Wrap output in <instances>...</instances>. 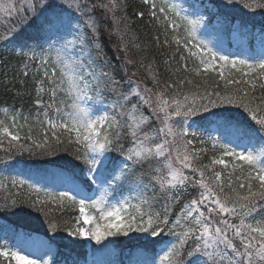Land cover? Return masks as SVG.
Listing matches in <instances>:
<instances>
[{
  "label": "snow or ice",
  "instance_id": "obj_1",
  "mask_svg": "<svg viewBox=\"0 0 264 264\" xmlns=\"http://www.w3.org/2000/svg\"><path fill=\"white\" fill-rule=\"evenodd\" d=\"M142 2L160 30L156 46L162 35L164 47L175 46L171 59L180 53L175 70L164 61L168 70L213 72L218 80L162 83L154 62L133 59L125 39L127 0H0V42L23 58L25 77L34 67L36 108L30 115L0 107V149L63 150L84 166L83 188L71 177L64 178L71 187L56 193L19 175L6 178L8 184L27 185L22 202L52 217L53 233L55 213L72 206L79 216L75 226H65L70 236L104 248L110 237H147L158 247L141 264H264V28L228 27L219 14L213 23L195 0L187 7L176 0ZM235 3L223 0L221 7ZM242 7L255 13L264 0H244ZM225 28L236 52L223 50ZM102 30L120 61V79L106 58ZM137 64L146 67L151 87L129 71ZM185 84L195 90L184 91ZM221 108L226 116L213 111ZM184 196L189 199L173 216ZM30 242L21 235L15 245L0 244V264H41L25 247Z\"/></svg>",
  "mask_w": 264,
  "mask_h": 264
},
{
  "label": "trees",
  "instance_id": "obj_2",
  "mask_svg": "<svg viewBox=\"0 0 264 264\" xmlns=\"http://www.w3.org/2000/svg\"><path fill=\"white\" fill-rule=\"evenodd\" d=\"M202 5L212 6L213 11L206 8L205 15H212V19L216 20V14H219L221 20H227V26L245 25L250 32L259 33L264 28V10H257L255 13L242 7L244 0H236L230 8H222L223 0H195ZM127 15L131 21L128 29V34L125 39L129 42V49L133 59L140 60L143 58L145 66L153 63L159 68V78L162 83L176 81L187 77L194 81V84H202L207 80L209 84L218 80L216 73L209 72L207 75L203 73L201 76H195L192 72L183 70L173 74L168 70V65H165V60H170L171 68L175 70L181 64L180 53L172 56L175 53V46L164 47L162 44L163 36L161 35V46H156V41L153 39L160 30L156 27L155 22L149 23L147 7L142 0H127ZM143 11V18L136 13ZM120 13H118L119 15ZM15 23V21H13ZM2 31V29H0ZM222 33H229L225 28ZM102 41L105 45V52L108 59L111 61V68L116 74L117 79H120L124 74L121 71L120 61L117 59V54L114 51L113 45L107 39L106 34L102 30ZM135 45H139L136 48ZM251 47H257L256 41L251 42ZM182 51V50H181ZM189 68L194 65L189 61ZM25 69L23 68V58L19 57L11 44L0 42V107L12 106L16 109H23L25 114H34L36 108L33 101L35 99L34 91V67L28 69L29 75L24 76ZM129 71H136L139 78L143 79L149 87L152 86L151 80L148 79V73L145 68L130 66ZM222 86V85H221ZM184 91L195 89L192 86L185 84ZM171 92L172 90L169 89ZM20 93L19 95L17 93ZM260 89L256 90L258 95ZM46 100V97H45ZM213 111L224 116L227 113L224 109H214ZM232 111H237L232 109ZM195 127V126H194ZM212 153L209 152V155ZM208 157H205L207 162ZM23 167L36 172H45L47 176H54L55 179L65 181V177H71L76 184L84 187L82 181L83 176L80 169L84 166L80 161L75 160L74 156L63 150L56 152L54 155H43L37 150L36 154L27 152L17 153L15 151L6 153L0 149V171L7 169ZM219 167V166H218ZM6 189H0V229H4L12 236L17 232H22L27 235H41L49 245L55 249L56 259L54 264H71L72 262L84 263L86 261L85 246L77 237L70 236L66 229V225L75 226L77 214L75 208L66 206L62 213L56 212L55 219L59 225L58 231L53 233L49 230L48 219L43 213L31 209L22 201L28 199V191L21 188H12L10 184ZM85 191L91 190L85 188ZM8 199H5V197ZM33 199L35 196L33 195ZM12 199L16 200L15 206L12 205ZM189 199L184 196L183 199L173 209V216L179 212L184 200ZM159 207V206H157ZM23 209L21 212L20 210ZM111 241V243H109ZM109 241H105L107 248L116 256L119 261V256L126 253L128 258L138 261V263L151 258L153 249L158 247L149 242V239L142 234H130L129 237H110ZM95 244V243H94ZM104 248L101 245H94V250Z\"/></svg>",
  "mask_w": 264,
  "mask_h": 264
},
{
  "label": "rangeland",
  "instance_id": "obj_3",
  "mask_svg": "<svg viewBox=\"0 0 264 264\" xmlns=\"http://www.w3.org/2000/svg\"><path fill=\"white\" fill-rule=\"evenodd\" d=\"M176 2L181 4L184 7H187L189 3L193 2V0H176ZM206 8L209 9L210 7L206 6ZM213 23H215V21H213ZM219 38L223 42V45H224L223 50L225 54H228L230 51L235 50L236 44L233 42V39H231V42H232L231 50H227V48L225 47L224 37L222 35L221 30L219 31ZM0 118H3V117L0 116ZM213 134L217 135L218 133H213ZM17 175L21 176V178L28 180L30 183L36 184L38 187H41L45 191L52 192V193H56L59 191H65V190H68L69 187H71V185L68 183H65V181L57 180L55 179L54 176H47L45 172H36L30 169H25L23 167L0 171V180H4L5 183H8V180L6 178H11ZM21 189L29 192L27 185H25V187ZM90 195H92V193H90ZM41 196H43V192H41ZM21 235L25 237H31V242L28 244H25V247H27L28 250L32 252L34 258H42L41 264H44L45 261L47 262V264H51V262L55 258V251L47 243V241L41 236L26 235L22 232H17L16 234L11 236L10 233H8V231L4 229H0V244H5V246L9 244L15 245L18 243V238ZM114 258L115 257L113 256V252L111 250H109L108 248L100 247L96 251L94 257L84 264H117Z\"/></svg>",
  "mask_w": 264,
  "mask_h": 264
}]
</instances>
